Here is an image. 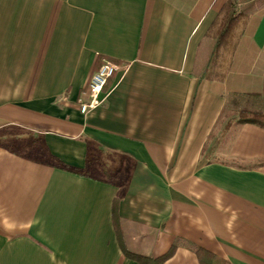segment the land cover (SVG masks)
Returning <instances> with one entry per match:
<instances>
[{
	"label": "crops",
	"instance_id": "0c3cea01",
	"mask_svg": "<svg viewBox=\"0 0 264 264\" xmlns=\"http://www.w3.org/2000/svg\"><path fill=\"white\" fill-rule=\"evenodd\" d=\"M229 1L0 0V264H264V128L224 121L264 97V0L220 60Z\"/></svg>",
	"mask_w": 264,
	"mask_h": 264
},
{
	"label": "trees",
	"instance_id": "16d2710c",
	"mask_svg": "<svg viewBox=\"0 0 264 264\" xmlns=\"http://www.w3.org/2000/svg\"><path fill=\"white\" fill-rule=\"evenodd\" d=\"M248 12L249 11L247 10L243 11L238 9L236 0H231L225 5L223 11L218 16L209 33V37L214 41L215 44L216 59L222 58L221 54L224 50H234L235 41L232 43L234 30L241 22H244L248 18ZM217 67H220V63L216 65L215 70H218ZM213 76L214 78L219 79L223 77V75H221L219 72H216ZM238 123H253L264 128V113L256 110H241L238 113ZM125 253L127 256L139 261L141 264H163L166 260L173 256L174 248L171 249L166 255L159 258L131 255V253L127 251H125ZM197 253H202V250L198 249Z\"/></svg>",
	"mask_w": 264,
	"mask_h": 264
},
{
	"label": "built area",
	"instance_id": "2783aa9c",
	"mask_svg": "<svg viewBox=\"0 0 264 264\" xmlns=\"http://www.w3.org/2000/svg\"><path fill=\"white\" fill-rule=\"evenodd\" d=\"M123 68L112 62H105L100 69L91 77L88 90L85 91L80 100V111L84 115H88L93 110L102 106L106 100L104 96L105 87L108 81L120 72Z\"/></svg>",
	"mask_w": 264,
	"mask_h": 264
},
{
	"label": "rangeland",
	"instance_id": "374dc122",
	"mask_svg": "<svg viewBox=\"0 0 264 264\" xmlns=\"http://www.w3.org/2000/svg\"><path fill=\"white\" fill-rule=\"evenodd\" d=\"M239 34V31L237 30H234V36H233V40H232V43H234V41L237 39V36ZM230 52V49L229 50H224L222 52V58L223 57H226L228 56ZM220 58V60L222 59ZM213 70V67L211 68ZM225 70V66H223L221 68V71H224ZM211 74H209L210 76ZM241 110H256V111H260V112H263L264 113V97L263 99L261 100V103L258 104V103H253L251 101H246V100H234V103L231 104V106L228 108V110L225 112V116H224V121L226 122V119L230 118L232 119L233 123L232 124H235L237 123V119H238V113L241 111ZM231 115L233 117H231ZM225 123H221V125L219 126V128L217 129V131L215 132L214 134V137H213V140H215V142L213 141V144L216 143V141L218 143H221L223 142V145L224 146L223 148H225V140H223L224 137L220 136L221 132H223V127H224ZM236 133V128L232 129V131L229 133V135L227 136L228 138V142L231 141V139H233L234 135ZM227 140V139H226ZM219 146V144H218ZM221 146V145H220Z\"/></svg>",
	"mask_w": 264,
	"mask_h": 264
}]
</instances>
